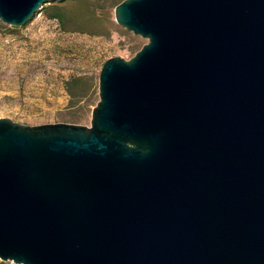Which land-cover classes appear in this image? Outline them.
<instances>
[{"label":"water","instance_id":"1","mask_svg":"<svg viewBox=\"0 0 264 264\" xmlns=\"http://www.w3.org/2000/svg\"><path fill=\"white\" fill-rule=\"evenodd\" d=\"M66 0H0L24 26ZM91 126L0 119V261L264 264V0H124Z\"/></svg>","mask_w":264,"mask_h":264},{"label":"rangeland","instance_id":"2","mask_svg":"<svg viewBox=\"0 0 264 264\" xmlns=\"http://www.w3.org/2000/svg\"><path fill=\"white\" fill-rule=\"evenodd\" d=\"M123 1L50 2L22 27L0 21V119L90 127L103 64L130 60L148 43L116 23L115 8ZM50 8L63 18L50 19ZM72 79H82L88 91L70 97L66 83Z\"/></svg>","mask_w":264,"mask_h":264},{"label":"trees","instance_id":"3","mask_svg":"<svg viewBox=\"0 0 264 264\" xmlns=\"http://www.w3.org/2000/svg\"><path fill=\"white\" fill-rule=\"evenodd\" d=\"M48 16L50 19H57V20H61L63 18L61 11L57 8H50V10L48 12ZM82 82H83L82 79H72L66 83V90H67L68 94L70 95V97L75 96V93H74L75 90L80 89L81 92H84L85 90L88 91L87 84H83ZM75 84H80V86L79 87L73 86ZM0 264H2V263H0Z\"/></svg>","mask_w":264,"mask_h":264}]
</instances>
